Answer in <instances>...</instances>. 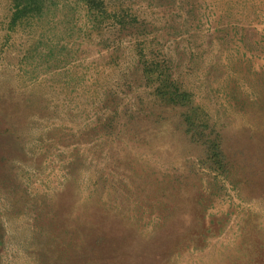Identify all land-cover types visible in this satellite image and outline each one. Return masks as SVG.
Instances as JSON below:
<instances>
[{"label": "rangeland", "instance_id": "1", "mask_svg": "<svg viewBox=\"0 0 264 264\" xmlns=\"http://www.w3.org/2000/svg\"><path fill=\"white\" fill-rule=\"evenodd\" d=\"M127 3L118 37L73 0L9 29L0 0V264H264V0ZM155 36L225 175L137 69Z\"/></svg>", "mask_w": 264, "mask_h": 264}, {"label": "trees", "instance_id": "2", "mask_svg": "<svg viewBox=\"0 0 264 264\" xmlns=\"http://www.w3.org/2000/svg\"><path fill=\"white\" fill-rule=\"evenodd\" d=\"M7 1L10 7L7 24L9 29H13L17 25L25 26L32 21L39 23L42 17L50 11L51 7L58 5V0ZM73 2L76 5L75 7L81 6L85 9V21L90 31L102 32L104 31V26H111L114 30L113 33L121 37L123 33L129 32L131 26L137 28L136 23L142 24L136 12L127 3L128 0H73ZM64 6L67 5L64 3ZM192 8L194 6L191 5L183 8L187 12V16L184 18L182 27L173 28L174 32L182 34L183 31H187L189 22L201 19L203 13H199L196 16L193 14ZM139 29L141 27L137 28V30ZM103 34L101 33V36ZM157 37L155 36L152 43L142 41L134 46L135 65L140 70L147 85H153L152 94L158 105L182 108L176 129L178 128L189 141L204 142L203 151L207 158L204 162L208 169L214 170L220 175H225V157L220 148V138H218V134L211 137L214 127L211 126L207 118L202 116V109L193 103L191 93L173 78L168 61L156 51L153 45ZM188 42H191L190 37ZM105 45L109 46V43L106 42ZM54 52L53 49H48L45 53L41 51L40 55L45 61H48L54 55ZM158 118H161V116H158ZM231 184L237 183L231 182Z\"/></svg>", "mask_w": 264, "mask_h": 264}]
</instances>
